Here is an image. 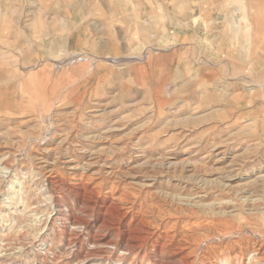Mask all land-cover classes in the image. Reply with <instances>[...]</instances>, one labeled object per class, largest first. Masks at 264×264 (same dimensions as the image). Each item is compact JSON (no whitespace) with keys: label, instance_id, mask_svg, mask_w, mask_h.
<instances>
[{"label":"rangeland","instance_id":"obj_1","mask_svg":"<svg viewBox=\"0 0 264 264\" xmlns=\"http://www.w3.org/2000/svg\"><path fill=\"white\" fill-rule=\"evenodd\" d=\"M61 1L0 0V264H264V0H225L252 49L209 57L241 67L176 69L150 47L53 56L105 30ZM94 237L117 246L86 257Z\"/></svg>","mask_w":264,"mask_h":264},{"label":"crops","instance_id":"obj_2","mask_svg":"<svg viewBox=\"0 0 264 264\" xmlns=\"http://www.w3.org/2000/svg\"><path fill=\"white\" fill-rule=\"evenodd\" d=\"M66 3L63 13L72 2L70 18H81L82 13L88 11L85 3H96L98 5L90 8V13H102L104 22H96L102 25L105 30L99 29L98 42H93L92 30L75 29L72 36L61 38L63 43H52L53 56L61 55V51L73 49L82 50L90 56L99 54H126L129 52L141 53L146 47L159 50L151 56V62L170 60V67L192 68L197 66L198 60L215 59L217 66L236 65L230 59L216 56L210 58V54L216 51L224 53L225 42L229 44L227 48L238 50L252 49L253 40L251 36L254 30H249L248 39L244 33L243 47L241 45V17L236 12L226 10L225 0H62ZM68 2V3H67ZM69 6V7H68ZM43 13V11H42ZM69 15V14H68ZM41 16V15H40ZM107 16V17H106ZM256 16L249 17L251 22L249 27H253ZM252 25V26H251ZM38 31L42 35L44 28ZM250 29V28H249ZM226 36V38H225ZM73 39V45L67 44ZM96 40V38H94ZM43 41L41 42L42 45ZM30 43L25 42L23 50H28ZM98 53V54H97ZM255 54V50L253 52ZM47 57L49 55L46 53ZM218 55V54H216ZM107 56V55H106ZM95 57V58H97ZM172 57L174 63L172 64ZM170 58V59H169ZM221 58V59H219ZM235 61H240V55L234 56ZM226 60H230L226 62ZM166 63L158 64L161 73L167 68Z\"/></svg>","mask_w":264,"mask_h":264},{"label":"bare ground","instance_id":"obj_3","mask_svg":"<svg viewBox=\"0 0 264 264\" xmlns=\"http://www.w3.org/2000/svg\"><path fill=\"white\" fill-rule=\"evenodd\" d=\"M13 195V194H12ZM106 199V198H105ZM62 211H63V214L66 213V208H64V206H62ZM117 211V210H116ZM119 215V217H122V216H125V213L122 212V210H118V214H116V216ZM64 217L62 216L60 218V220L64 223ZM100 219L102 220L101 224L104 225L105 227L109 228V227H112V224L110 223V221L106 218V216L104 217H100ZM67 223V221H66ZM80 223H84V224H81V225H84V227H88L90 224L88 222H78V221H74L73 222V228H76L79 226ZM82 228V227H80ZM79 229V228H78ZM83 229V228H82ZM87 229V228H86ZM80 231V230H79ZM71 235H68V238L70 239ZM109 245H114V246H117V243L116 241H114V239H106L104 238L103 240H100L97 239L96 237L93 238V241H92V250L91 251H88L85 253L86 257H97L100 252H101V249L100 247H104V246H109ZM137 247H139V239L136 238L135 236H132L131 234H128V237L127 239H125V243H124V248H123V251H127V252H132L133 249H137ZM114 248V247H113ZM56 256V255H55ZM186 257V256H185ZM185 257H182V258H170V261L171 263H167V264H179L180 262L184 263L186 262V258ZM98 258V257H97ZM157 259V258H156ZM159 260V259H158ZM156 262V261H155ZM188 263V262H187ZM160 264H164L163 262ZM185 264V263H184Z\"/></svg>","mask_w":264,"mask_h":264}]
</instances>
